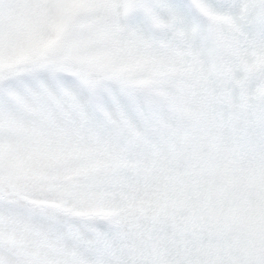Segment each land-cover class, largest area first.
<instances>
[{"label":"snow or ice","instance_id":"1","mask_svg":"<svg viewBox=\"0 0 264 264\" xmlns=\"http://www.w3.org/2000/svg\"><path fill=\"white\" fill-rule=\"evenodd\" d=\"M0 264H264V0H0Z\"/></svg>","mask_w":264,"mask_h":264}]
</instances>
